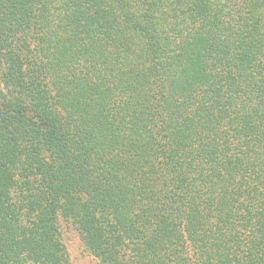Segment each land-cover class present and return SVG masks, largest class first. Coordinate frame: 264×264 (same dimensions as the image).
Wrapping results in <instances>:
<instances>
[{"label": "trees", "instance_id": "trees-1", "mask_svg": "<svg viewBox=\"0 0 264 264\" xmlns=\"http://www.w3.org/2000/svg\"><path fill=\"white\" fill-rule=\"evenodd\" d=\"M264 264V0H0V264Z\"/></svg>", "mask_w": 264, "mask_h": 264}, {"label": "rangeland", "instance_id": "rangeland-1", "mask_svg": "<svg viewBox=\"0 0 264 264\" xmlns=\"http://www.w3.org/2000/svg\"><path fill=\"white\" fill-rule=\"evenodd\" d=\"M220 2L221 0H215ZM57 222L65 247L67 264H102L85 246L76 227L69 219L58 215Z\"/></svg>", "mask_w": 264, "mask_h": 264}]
</instances>
